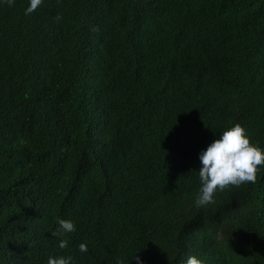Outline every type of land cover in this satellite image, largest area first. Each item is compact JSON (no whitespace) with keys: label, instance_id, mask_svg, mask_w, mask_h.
<instances>
[{"label":"trees","instance_id":"16d2710c","mask_svg":"<svg viewBox=\"0 0 264 264\" xmlns=\"http://www.w3.org/2000/svg\"><path fill=\"white\" fill-rule=\"evenodd\" d=\"M29 6L0 0V264H264V167L195 203L224 130L264 149V0Z\"/></svg>","mask_w":264,"mask_h":264},{"label":"clouds","instance_id":"9594fccd","mask_svg":"<svg viewBox=\"0 0 264 264\" xmlns=\"http://www.w3.org/2000/svg\"><path fill=\"white\" fill-rule=\"evenodd\" d=\"M9 7L14 0H4ZM42 0H30V6L25 10V15L33 13ZM61 17L57 15L56 19ZM201 167L198 171L200 188L198 190L196 206L202 207L214 203L217 191H224L229 187H240L245 183L255 184L260 167H264V149L251 143L248 133L240 123L228 127L208 145L205 151L199 155ZM59 229L52 236H60L65 232H73L74 224L69 220H58ZM67 246L66 240H61V249ZM81 252L87 251V245H79ZM137 264H141L138 256L134 258ZM71 257L52 258L49 257L47 264H70ZM117 264H124L118 259ZM185 264H203L196 256H188Z\"/></svg>","mask_w":264,"mask_h":264}]
</instances>
